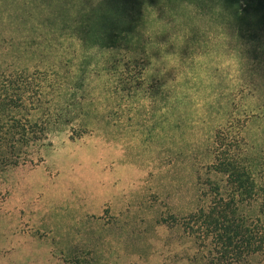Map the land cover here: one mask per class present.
Listing matches in <instances>:
<instances>
[{
	"label": "rangeland",
	"instance_id": "374dc122",
	"mask_svg": "<svg viewBox=\"0 0 264 264\" xmlns=\"http://www.w3.org/2000/svg\"><path fill=\"white\" fill-rule=\"evenodd\" d=\"M19 1L14 23L0 5V65L45 72L68 108L41 164L0 174V264H193L174 219L197 206L215 131L236 121L264 151L255 23L218 0H124L109 42L102 0Z\"/></svg>",
	"mask_w": 264,
	"mask_h": 264
},
{
	"label": "trees",
	"instance_id": "16d2710c",
	"mask_svg": "<svg viewBox=\"0 0 264 264\" xmlns=\"http://www.w3.org/2000/svg\"><path fill=\"white\" fill-rule=\"evenodd\" d=\"M7 2L0 0V5L7 6ZM19 2H9L11 10L3 13L12 23L24 8ZM218 2L232 23H255L248 27V39L257 40L252 54L260 55L264 67L263 36L252 34L264 32V0ZM124 4V0H102L96 6L106 8L99 22L103 30L100 36L108 34L109 42L120 35L121 31L113 30L121 21ZM89 25L88 20L77 24L80 41L89 39ZM227 25L232 33H242ZM60 89L45 72L15 68L11 63L0 65V174L33 168L44 161L43 153L52 145L51 128L63 120V110L68 108V104L58 105ZM241 132L236 121L215 131L205 177H197V206L174 219L175 226L196 246L197 254L190 259L193 264H252L254 258L264 257V151L247 142ZM63 262L70 264L66 258Z\"/></svg>",
	"mask_w": 264,
	"mask_h": 264
}]
</instances>
